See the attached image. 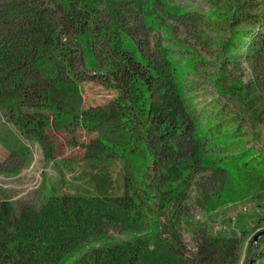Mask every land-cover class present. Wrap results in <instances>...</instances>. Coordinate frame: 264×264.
Wrapping results in <instances>:
<instances>
[{
    "label": "rangeland",
    "instance_id": "rangeland-1",
    "mask_svg": "<svg viewBox=\"0 0 264 264\" xmlns=\"http://www.w3.org/2000/svg\"><path fill=\"white\" fill-rule=\"evenodd\" d=\"M241 32L248 41L231 56ZM37 40V54L21 55ZM11 52L15 62L0 69V264H25L9 233L50 201L87 221L86 230L74 227L75 243L53 253L77 264L111 252L135 257L117 264H264V185L220 204L223 177L204 161L229 154L212 151L211 138L233 131L231 141L264 164V0H0V58ZM133 54L168 82L175 66L182 86L178 121L155 139L165 146L161 162L140 172L118 155L101 158L94 128L80 121L85 110L108 109L125 65L136 69ZM204 132L209 138L193 143ZM188 163L186 177L169 176L181 186L177 197L163 193L171 180L160 170Z\"/></svg>",
    "mask_w": 264,
    "mask_h": 264
},
{
    "label": "trees",
    "instance_id": "trees-1",
    "mask_svg": "<svg viewBox=\"0 0 264 264\" xmlns=\"http://www.w3.org/2000/svg\"><path fill=\"white\" fill-rule=\"evenodd\" d=\"M247 35L248 34L241 32L239 35H233L231 37L232 44L228 50L231 56L234 55L233 52L236 51L235 49H243L244 43L248 41V38H246ZM36 42H38L37 45L22 47L21 55L25 56L36 51L40 46V40ZM84 48L86 49V47ZM37 53L38 50L36 51V54ZM241 53L242 51L240 54ZM235 54L239 56V53ZM134 56L135 58L130 59L136 64V69H131L128 64L125 65L126 75L123 73V81L121 80L119 85H115V97L109 104V107H105L110 110L90 108L81 113L80 121L83 122L86 128H94V130L90 131L96 133V143L100 147L101 158H106L105 156L112 154L118 155L127 167L131 166L134 172H140L149 167V165H153L155 162L156 164L161 162L158 159L161 155L158 149H164L165 146H162L161 142V145L155 142V139L159 133L167 132L169 129L167 125L168 120L178 121L177 116L180 111L178 109L177 100L182 99V86L178 77V70L175 66L169 70L167 78H169L170 81L168 82V80L165 81V78L161 79V73L158 72L156 67L148 65L149 63L144 62L140 57ZM15 58L12 52L4 54L0 58V69L9 67L11 63L15 62ZM190 63L191 60L185 61V69L191 67ZM140 68L145 70L146 76L140 71ZM150 79H152V81ZM58 82L57 80V83ZM154 83H158L162 86L160 87V97L155 100L152 96L155 90L153 88ZM66 87L67 91L71 92L73 97L78 93L76 86L67 85ZM236 88L239 90L241 86L237 85ZM117 122L122 123L121 128L123 131L121 133L115 128ZM193 123L196 122L193 121ZM228 133L229 134L223 137L216 136L214 140L211 138V149L213 151L218 148L222 152H229V154L222 157L220 152L217 153L215 159L206 158L204 160L207 161L208 165L215 163L210 169L220 172L223 177L222 191L216 197V201L220 204L241 202V199L244 197V192L249 191L250 193H254L262 188L261 185H264L263 162L261 160H256L254 150L245 148L242 140L231 141L237 136L235 132L228 131ZM208 134L209 133L204 132L203 135H193V143L198 144L200 141L209 138ZM112 137L117 141L116 145ZM159 145L160 147H158ZM168 148L175 149V152H177L174 146H169ZM234 150H238V152L233 153ZM253 159L256 161L254 162ZM165 162L167 164L169 162L172 163L171 157L167 156ZM167 164L164 170H160V175H164L169 180L174 179L173 177L178 179L177 177L183 178L187 176L186 173L187 167L190 166L189 163L179 166L173 164L168 166ZM172 173L176 174H174L172 178H169ZM136 176L140 177L142 175L136 174ZM170 189L173 190L172 192H176L175 196L177 197L178 192L181 190V186L179 183L175 184L173 180H171L168 182L163 193H170ZM210 207L211 213L215 207V202L211 204ZM78 221L80 222L78 223ZM77 225H82L83 230H86L84 227H88L86 226L87 221L79 218L77 213L73 212L69 216H66L62 209H58L52 204V201H50L49 206L40 214L27 212L17 221L14 230L9 233L11 247L17 253H24L25 264H48L51 261L57 263L59 260L62 261L63 264H77L76 256L68 257L64 255L63 257L61 253L59 257L53 256L56 250L78 239L77 230L74 228ZM154 230L153 233L158 232V226L155 227ZM101 242L105 246L107 245L104 238H101V241L98 243ZM93 248L94 244H89L88 249L91 250ZM125 248L126 247H119V249ZM79 256L81 255L79 254L78 257ZM126 259L129 261L132 260L133 262L135 261L134 256H127L125 252H111L110 258L108 260L101 258L99 264H112V261L113 264H117V261L118 263H122ZM250 264H257V258Z\"/></svg>",
    "mask_w": 264,
    "mask_h": 264
},
{
    "label": "water",
    "instance_id": "water-1",
    "mask_svg": "<svg viewBox=\"0 0 264 264\" xmlns=\"http://www.w3.org/2000/svg\"><path fill=\"white\" fill-rule=\"evenodd\" d=\"M260 235H261V234H260ZM260 235L254 237V242L256 241V239H257ZM249 261H251V260H249ZM249 261H248L246 264L250 263Z\"/></svg>",
    "mask_w": 264,
    "mask_h": 264
}]
</instances>
